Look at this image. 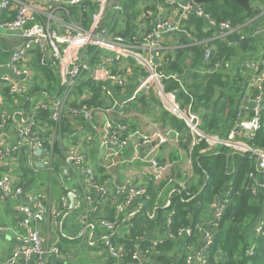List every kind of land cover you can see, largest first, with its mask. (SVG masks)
I'll return each mask as SVG.
<instances>
[{
	"label": "built area",
	"instance_id": "built-area-1",
	"mask_svg": "<svg viewBox=\"0 0 264 264\" xmlns=\"http://www.w3.org/2000/svg\"><path fill=\"white\" fill-rule=\"evenodd\" d=\"M112 2L113 0H38V6L42 11L22 0H2L0 2V13L14 12L12 20L0 23V31L4 33L20 31L24 41L22 47L12 51L6 62H0V70L19 77L16 81L9 79L8 76L1 79L8 87L10 97H23L25 86L36 75L33 67L26 65L29 52L34 47L43 50L44 55L57 63L61 86L60 93L48 103L38 99V103L34 104V109L31 110L28 107L27 112L23 110L11 114L0 113V132L13 125L16 137L15 141H11L3 135L0 136V159L14 158L25 150L29 143L34 150L38 151L37 161L44 167L50 166L54 152L52 145L47 147L41 138H45V136L39 130L44 126L36 122L39 109L50 112L53 125L46 128H48L47 138L51 141L58 138L59 143H62L61 137L64 136L62 119L65 115L68 119L80 122L79 130H75L70 135L71 137L88 135L91 138L87 139L96 141L98 159L103 162L97 166L103 172H98L99 169L96 171L93 165L91 166V160H87L83 148L71 147L64 152L68 180L72 179L82 184L83 214L78 219L82 230L78 237L84 239L90 248L98 246L105 250L112 261L111 264H120L124 252L117 241H112V237L119 238L128 235L131 228L130 218L141 212L144 206L142 201L147 198L146 187L141 184V181L156 182V180L166 177L169 171V166L161 165L152 158V154H157L158 147L170 142L178 143L182 148L188 145V148L186 146L187 151L183 152L184 173L180 177L178 176V181L169 178V184L179 187L182 191L188 189V183L193 177L192 150L200 143H205L209 149L223 145L233 153L254 156V171L248 175L251 181L249 190L253 196L264 192V149L252 148L247 143L262 127L264 53L255 61L244 65L248 72V89L241 98L240 106L227 137L221 138L217 135L206 134L202 130V118L193 107V95L184 88L177 76L167 75L161 70L162 38L166 34L180 32L181 20L174 23L161 10L152 12L145 10L141 16L144 20L152 21L151 29L147 31V29L143 30L139 27V37L132 36L131 39L126 40L122 36H114L110 32L109 24L116 21L108 14L109 9L112 8ZM83 3H86L82 10L87 14L86 25L73 20L70 14V7ZM166 3L180 9L181 15L185 18L194 14L196 17L208 20V17L192 0H185L182 5L175 1L168 2V0ZM58 6H62L65 14L69 15V23L57 21L58 26L55 30L37 24L39 16L46 18L47 21L54 19L52 10ZM120 7L119 5L115 13L117 19L121 15ZM142 21L138 19L139 24ZM208 23L219 34L215 38H224L236 31L228 23L216 25L209 20ZM253 31L254 35L262 36L264 39V25L256 26ZM210 52L211 48H205L204 61L209 59ZM129 59L140 62L138 64L142 66L144 78L140 80L133 95L123 104L136 101L141 93L154 88L162 110L184 123V134L176 128L160 129L155 125L149 132H141L131 129L122 121L107 117L103 118L100 124L95 117L99 114L104 115L106 109L91 106L89 109L83 107L81 110H74L69 106L74 101L72 95L80 80H83V76L87 75L94 83L100 85L102 95L113 101L115 91L121 92L126 85V79L122 77L124 74H117L115 67L129 62ZM42 61L44 60L42 59ZM216 69L218 66L213 68V70ZM168 79L179 83L180 90L186 96L185 101L179 97L177 92L164 89L163 81ZM87 96L90 97V95ZM32 99H27V101L30 102ZM76 117H79L80 121ZM95 133L98 134L97 138L94 136ZM90 140L86 141L91 142ZM140 148H147L148 151L143 155H138L137 152ZM127 149L133 150L134 155L138 156L139 160H145V163L140 171H128L122 176L117 170L119 164H124L122 156ZM115 159L116 163L113 162ZM103 177L107 178L106 182H102ZM172 192L173 190L167 196L168 202L165 207L170 204L169 199L172 197ZM0 194L2 197L16 202V211L21 216L16 224L18 230L14 233L15 249L10 257L1 264H47L49 257L60 255L57 244L50 245L41 231V226L47 222H50L62 237L74 241L72 237H66L61 233L64 220L67 217L66 210H60L56 202L49 198L45 191H33L21 200L24 195L23 189L15 185L9 175H3L0 178ZM185 197L186 201H190L194 199L195 195L188 191ZM108 198L112 199L111 210L114 215L112 219L102 214L105 212H101V207L105 205ZM228 202V199L225 198L209 204L208 209L212 214V219L208 227L205 225L195 227L200 236L199 246L196 248L190 249L186 244L185 239L191 235L190 229H181L177 235L166 233L158 239L149 236L145 238L152 240L153 246L162 238L179 241L181 249L186 252V264H205L207 252L213 244V233L222 219ZM60 204H65V201L61 199ZM131 205H135L136 209L128 212L127 209ZM155 210L153 208L152 212L154 213ZM173 214V211L169 213V220ZM121 216L125 218L119 222ZM124 224L127 227L123 233ZM4 230L5 228L0 227V232ZM255 231L259 233L260 229L257 228ZM99 237L100 242L98 243ZM140 254L142 253L138 251L133 259L137 264H146V260L154 254V250L150 249L143 255Z\"/></svg>",
	"mask_w": 264,
	"mask_h": 264
},
{
	"label": "trees",
	"instance_id": "trees-1",
	"mask_svg": "<svg viewBox=\"0 0 264 264\" xmlns=\"http://www.w3.org/2000/svg\"><path fill=\"white\" fill-rule=\"evenodd\" d=\"M148 1L152 0H121V15L109 24L111 34L131 39L138 30L141 12L155 8L154 4L152 7L147 6ZM263 1L252 0L254 9L250 12H245L233 0H212L201 5L199 9L209 21L216 25L228 23L236 31L224 38H215L217 30L209 26L208 20L194 14L189 15L180 21L181 29L189 36L185 37L187 40L177 33L172 34L182 47L165 50L162 70L167 75L177 76L184 88L193 95L194 109L205 114L202 130L206 134L226 138L241 98L247 93L248 72L244 65L259 58L260 45L264 43V39L261 36L262 42L259 41L250 29V24L246 22H256L255 17L260 13L256 4L264 5ZM85 6L86 3L70 7L72 19L84 25L87 14L82 10ZM137 8H140V11H137ZM3 15L6 21L14 18L13 12H3ZM205 48H211L207 61H204ZM26 65L33 67L36 75L24 88L22 96L25 102L30 98L41 99L45 103L52 101L61 91L57 63L44 55L43 50L34 47L29 52ZM215 66H218V69L213 70ZM163 84L167 91H176L181 99L186 100L178 82L168 79L164 80ZM72 96L74 101L69 106L74 110H81L83 107L89 109L91 106L102 109L109 107L108 98L102 95L100 85L89 79L88 75L83 76ZM138 101V104L131 105L135 111L147 114L155 120L160 118L156 121L171 123L179 132L185 133L184 123L161 111L151 92L141 93ZM156 109L160 112L159 116L155 114ZM70 121L66 115L62 119L64 136L71 130ZM36 122L44 126L39 130L47 138L46 127L53 125L50 112L39 109ZM261 122V129L247 142L255 149H264V113ZM254 167L255 157L251 154L233 153L223 145L209 149L205 143H200L192 150V186L185 191L173 186L170 204L164 208L158 207L155 216L151 217L158 196L161 195L163 199L162 196L170 187H156L154 181L149 182L146 187L147 204L140 213L130 218L129 234L119 238L112 237V241H117L124 252L120 264H137L133 256L138 251L143 255L150 249L157 255L158 264H186V252L177 248V244L180 246L177 241L162 238L153 246L152 240L145 237L156 231L160 236H164L166 233L177 235L181 229H190L191 235L185 239L186 244L190 249L196 248L199 246L200 236L195 227L204 225L202 220L209 212L210 203L225 198L229 202L213 233V244L207 252L205 264H264V226L261 232H255L259 223L264 221V192L258 193L257 196L250 193L251 181L248 175L254 171ZM99 170L103 172L102 169ZM106 181L107 178L103 177L102 182ZM188 191L195 195L190 201H186L185 197ZM111 208L112 199L108 198L101 207V212L107 213L109 219L114 217ZM171 211L174 214L168 220L167 215ZM124 218L121 216L119 222ZM111 262V259L108 260V264Z\"/></svg>",
	"mask_w": 264,
	"mask_h": 264
},
{
	"label": "crops",
	"instance_id": "crops-1",
	"mask_svg": "<svg viewBox=\"0 0 264 264\" xmlns=\"http://www.w3.org/2000/svg\"><path fill=\"white\" fill-rule=\"evenodd\" d=\"M1 1L2 0H0V2ZM22 1L32 4L37 9H39V11H42V9L38 6V0H22ZM155 1L158 2V0ZM164 5L168 6L166 10L163 7ZM142 8H144V6H142ZM158 10H161L165 14V16L174 23H178V21L181 20L183 17L181 15L180 9L171 6L166 2H162L161 4L156 5L155 11ZM10 12L13 11H7L4 13H10ZM142 13L143 11L141 12V14ZM255 19H256L255 23H252V21L246 22L250 24L251 30H253L257 25H264V15L260 19H258L257 17H255ZM4 21L6 20H4V15L2 12L0 13V23ZM138 25L141 29L143 28V30H145L148 29V26L151 28L152 21L147 20L145 23H140V24L138 23ZM1 34H4V32L0 31V35ZM135 34L136 37H138L139 35L138 31H136V33H134L133 35L135 36ZM177 34L181 35L184 38L189 37L188 34H186V32L182 29ZM218 35L219 34L216 31V36ZM5 36L7 38H0V62H6L12 51L22 47L24 43L20 31H14L12 33L6 32ZM256 37L259 41L262 42V39L259 36ZM161 46L164 49V51L168 49L173 50L175 48L182 47L181 44L178 43V41L172 37V34H166L163 36L161 41ZM260 46H261L260 47L261 51L259 53V56L263 52L264 43H261ZM160 64L162 67L164 66V58H161ZM142 73L144 75L143 71ZM4 76H8L9 79L13 81L18 80L19 78L16 75H13L7 71L0 70V113L8 112L9 114H11L13 112H17L21 110L27 112V110L29 109L31 110L34 109V104L38 101V99L33 98L30 102L27 101L26 103L23 97H10L8 93V87L1 80L2 77ZM140 76H142L141 73H136V75L133 78H129L128 83H130L132 86L129 89L127 88L125 92H124L125 89H123L121 92L115 91L113 101L108 107V109H106L107 111L103 113L104 115L99 114L95 117L98 123H101L103 118L107 117L113 120L122 121L123 123L129 125L131 129L133 128V130H139L141 129V125L139 122H142L144 120L141 116L143 114V116L146 115L148 120L153 125L157 126L160 129L175 128L171 123H162L161 121H156V120H160V118L158 119L156 118L155 120V118L147 114L141 112L138 113L137 111H135L134 110L135 108L131 105L138 104L139 102L138 98L133 103L130 104L128 103L129 105L123 104L128 98H130L133 95V93L137 89L138 85L140 84V80H138ZM148 92H151L154 95L155 99L158 101L156 97V90L154 88H150L148 91H145L144 93H148ZM111 105L113 106L111 107ZM158 105L160 110L163 111L162 108L160 107V103H158ZM121 112H123V114H121ZM163 112L166 113L165 111ZM198 113L201 115V118L203 119L205 114L203 112H198ZM76 118L80 121L79 117ZM69 120H71L69 122L71 125L70 127L71 130L67 135L72 134L75 130H79V128L81 127V123L78 122L77 120L71 118ZM149 130L147 132H149ZM1 135L7 137V139H10L11 141H15L16 137H15L14 126L10 125L5 130L1 131L0 136ZM41 138L43 140V143L47 147H50L52 144H54V142L51 141L49 138H43V137ZM87 138H91V137L90 136L85 137L84 141L75 140L72 143L73 145L68 143L65 146L63 142L56 144L54 148V154L50 161V166L48 168L44 167L42 164H40L37 161L38 151L34 150L33 146L29 143H27L26 149L23 150L19 155L15 156L14 158L8 160L0 159V178L3 175H9L11 179L14 181L15 185L23 189L24 195L21 197V200L24 199L26 195H28L33 191L42 190L45 191L46 195L49 198H51L53 201L56 202L57 207L60 210L63 211L66 210L67 212V217L64 220L61 233L66 237H72L74 241L62 237L59 231L55 229L50 222L44 223L41 226V231L45 236V238L48 240L49 244L53 245L54 243H56L60 249V255L57 256L53 255L49 257L47 264H108V260H110L108 253L105 250H103L101 247L97 246L96 248H90L86 245L84 239L78 237L82 230V227L78 222V219L83 214L82 204L84 202H83V198L81 197L82 184H79L72 179L68 180L69 177L66 175L67 164L65 161L64 152L69 148L71 147L83 148L85 150L84 153L87 154L90 157V159L94 155L98 154L96 141L87 142L86 140H90ZM183 148H186V146H184ZM167 149H168V145L160 146L157 148L158 151L157 153L162 155L164 152L167 151ZM147 151H148L147 148H140L138 153L140 155H143ZM133 155H134V151L131 149H127L122 156L123 161L124 162L127 161V163H124L121 166H123L127 171H132V172L140 171L141 168L136 166V164H138L137 162L130 163V160L133 159ZM183 159L184 157L182 156L181 158H179V161L171 165L165 164V162L161 161V158L160 161L158 162L161 165L169 166L170 168L169 170H173L176 173L175 175L179 176V174L182 175L185 170L184 168L185 166L183 165L184 164ZM90 163L91 166L93 165L94 167L93 162L91 161ZM94 168L96 169V171L99 169L98 166H95ZM98 172L101 171L98 170ZM169 187H170L169 190H172L173 186L169 185ZM61 199L65 201V204H60ZM15 204L16 202L14 200L4 198L0 194V227L5 228L3 232H0V264L6 261L15 249L14 233L18 230L16 226L17 221L21 218L20 214H18L16 211ZM135 209H136L135 205H131L127 209V211L132 212ZM102 214L104 216H107V213H102ZM211 219H212L211 212H207L202 220L205 227H208ZM126 227H127L126 224H124L122 228L123 233L125 232ZM149 237L158 239L161 236L156 231L152 235H149ZM98 239H99L98 240L99 243L100 237ZM178 248L179 250H181V246H179ZM146 264H158L157 255L153 254L152 256H150L146 260Z\"/></svg>",
	"mask_w": 264,
	"mask_h": 264
},
{
	"label": "rangeland",
	"instance_id": "rangeland-1",
	"mask_svg": "<svg viewBox=\"0 0 264 264\" xmlns=\"http://www.w3.org/2000/svg\"><path fill=\"white\" fill-rule=\"evenodd\" d=\"M170 1H175L179 5H182L185 2V0H168V2H170ZM162 2H166V0H162V1H159L158 0V2L157 1H154V0H152L151 2L148 1L147 2L148 3L147 6L152 7L153 4H154L155 5V8L153 9V7H152L151 9H147L146 11H150V12L155 11L156 5L161 4ZM121 4H122L121 0H113V2H112V8H110L109 11H108V14L111 17H113L114 19H116V20H117V16L115 15V13L117 11L118 6L121 5ZM256 5H258L259 8H260V13H259V15H257V18L260 19L264 15V6L261 3H258ZM163 7L165 8V10L168 8L167 5H164ZM62 9H63L62 6L55 7L52 10L54 19H51L49 21H47L46 18H43V17L39 16L37 18V24L38 25H44L45 28H48L50 30H55V29H57V26H58L57 21H60L61 23H69L70 22L69 15L65 14V12ZM139 9L140 8H137V11ZM183 18H185V17H183ZM138 19L143 20L141 23H145L147 21V20H144L143 19V16H139ZM119 20H121V19H119ZM77 26L80 27L79 24H77ZM137 28L139 29V26ZM150 29L151 28L148 26L147 31H149ZM138 37H139V35H138ZM140 41L142 42V40H140ZM163 51H164V49L162 48V58H164V56H165V51L164 52ZM262 53H264V51ZM134 60L129 59V62H127L125 64H120L119 66H116L115 67L116 73L117 74H122L123 73L124 75L122 77H124V79H126V85L124 87V89H125L124 92L126 91L127 88L129 89L132 86L130 83H128V81H129V78H133L136 75V73H141L142 74V76H140L138 80H141V79L144 78V75H143L142 69H141L142 66L140 64H138L140 62H138L137 60H135L136 61L135 62ZM107 101H108V104L110 106V104L112 103V101L111 100H107ZM158 103H159V101H157V104ZM157 104L154 105V108L157 106ZM112 106L113 105H111V107ZM124 108H127V107H124ZM155 114L157 116H159L160 112H159L158 109H156ZM141 116H142V118L144 120L142 122H139L140 125H141V129H139V130L141 132H147L149 129H152L153 128V124L148 120V118L146 117V115L143 116V114H142ZM139 123H137V124H139ZM50 136H51V134H50ZM87 136L88 135L71 137V135H65V136H62L61 139H62V142L65 145H67L68 143H71V142L73 143L75 140L83 141L84 138L87 137ZM94 136H95V138H97L98 137V134L95 133ZM90 141H92V140H90ZM53 142H54L55 145L56 144H59L58 138L55 139V140H53ZM54 144H52L53 152H54V148H55ZM167 145H168V149H167L166 152H164L162 155H160L158 153L157 154H152V158H154L157 162L160 161V158H161V161L165 162V164L171 165V164L176 163L177 161H179V158H181L182 156L184 157V153L183 152L184 151H187V148H188V145H186L187 148H182L180 144L175 143V142H170ZM138 155H140V154L138 153ZM85 156H86L87 160H91L93 162L94 167L97 166V165H99V164H103V162L98 159V154L97 155H94L91 159H90V157L88 155L85 154ZM113 162L116 163V159ZM134 162H137L139 165L136 164V166L139 167V168H141L144 165L145 160H141V159L139 160V157L138 156L133 155V159L130 160V163H134ZM124 163H127V161L124 162ZM183 163L185 164V158L183 159ZM118 168L119 169L117 171H119V175L124 176L125 174L128 173V171L123 166H121V164L118 165ZM130 172H132V171H130ZM173 172H174L173 170H169L166 177H163V178H161L159 180H156V182L154 181V183L156 184L155 186L156 187H160V186L167 187L169 185H172V184H169V178H173L174 180H177L178 181L179 180V177L176 176V175H174ZM192 178H191L190 182L188 183V186L189 187L192 186V183H193V181H192L193 179ZM151 179L153 180V177L152 176H151ZM149 182H150L149 180H145V181H141V184H144L145 187H147V185H148ZM170 192L171 191L168 190V188H167L166 194L164 196H162L163 199H161V195L158 196L157 202L155 203V206H154L155 209H157L158 207H161V208L163 207L164 208L166 206V204L168 202L167 196L169 195ZM158 200H160L161 203H159ZM145 201L147 202V198H146ZM155 214H156V210H155L154 213L152 212V214H151L152 217H154ZM167 218L169 220V214L167 215ZM262 218H264V210H263ZM263 226H264V221L262 223H259V225L256 227V229L259 228L260 229V232H261V229L263 228ZM177 242L180 243L179 241H177ZM176 246H177V248L179 247L178 244Z\"/></svg>",
	"mask_w": 264,
	"mask_h": 264
},
{
	"label": "water",
	"instance_id": "water-1",
	"mask_svg": "<svg viewBox=\"0 0 264 264\" xmlns=\"http://www.w3.org/2000/svg\"><path fill=\"white\" fill-rule=\"evenodd\" d=\"M211 1L212 0H192V2L198 6L205 5ZM233 1L236 2L245 12H250L254 9V7L251 5L252 0H233ZM8 33H12V32H8ZM0 38H7V37L5 36V33H4L0 35ZM142 202L144 205L147 204L145 200Z\"/></svg>",
	"mask_w": 264,
	"mask_h": 264
}]
</instances>
